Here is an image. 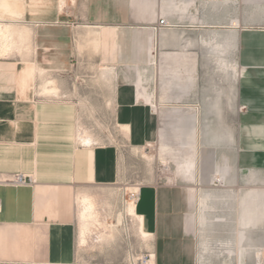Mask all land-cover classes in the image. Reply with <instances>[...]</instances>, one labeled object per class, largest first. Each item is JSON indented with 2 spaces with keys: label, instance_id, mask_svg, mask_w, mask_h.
I'll return each instance as SVG.
<instances>
[{
  "label": "crops",
  "instance_id": "crops-1",
  "mask_svg": "<svg viewBox=\"0 0 264 264\" xmlns=\"http://www.w3.org/2000/svg\"><path fill=\"white\" fill-rule=\"evenodd\" d=\"M51 1L0 57V180L33 181L0 184V264H124L85 260L75 204L122 142L176 166L134 203L149 264H264V0ZM93 113L115 143L82 141Z\"/></svg>",
  "mask_w": 264,
  "mask_h": 264
},
{
  "label": "rangeland",
  "instance_id": "rangeland-1",
  "mask_svg": "<svg viewBox=\"0 0 264 264\" xmlns=\"http://www.w3.org/2000/svg\"><path fill=\"white\" fill-rule=\"evenodd\" d=\"M25 1L29 0H0V26L9 24L8 26L16 33L11 37L14 41L13 52L8 55L1 54V44L5 41H0V57L23 54L31 50L32 34L26 29V24L21 22ZM51 5L58 7L59 1L52 0ZM21 32L28 35L19 36ZM106 75L107 72L103 71L102 76L105 78ZM85 85L82 81V88ZM92 115L93 119L87 120L84 127L80 128L90 136V140L82 141L91 143L90 145L115 143L114 139L119 134V130L112 118L108 116L105 120L104 115L99 113ZM119 146L121 147L119 177L116 184L108 187H87L77 192L75 199L77 215L79 208L81 211L79 203L82 196L79 195L89 193L88 196L95 201L101 212V221H104L111 231V236L86 248L82 256L87 261L97 263L141 264V259L146 257L145 251L149 248V241L133 213L131 195L138 193L140 186L153 182H166L176 166L167 159L164 161L159 158L160 152L156 147L137 151L127 147L124 142L119 143Z\"/></svg>",
  "mask_w": 264,
  "mask_h": 264
},
{
  "label": "bare ground",
  "instance_id": "bare-ground-1",
  "mask_svg": "<svg viewBox=\"0 0 264 264\" xmlns=\"http://www.w3.org/2000/svg\"><path fill=\"white\" fill-rule=\"evenodd\" d=\"M8 25L0 26V41H5V43L1 44L2 45L1 54L3 53L4 55H8L10 52H13V42L14 41H12L11 37L12 35L14 37V34H16L15 32L12 31L11 27ZM18 35L26 36L28 35V33L21 32ZM79 135H81V139L83 141L90 140V136L83 130H81V134L79 133ZM134 203L135 202L133 201V205ZM79 204L81 207V211H80L81 244L80 245H81V248H90L96 242L98 243L100 241L105 240L107 236H111V231L104 224L105 222L101 221V218H100L101 212L99 211V208L97 204L95 203V201L90 196H87V195L82 196L80 198ZM149 257H150L149 260H146L145 257H143V259H141V264H149V261L151 260V256L149 255Z\"/></svg>",
  "mask_w": 264,
  "mask_h": 264
},
{
  "label": "built area",
  "instance_id": "built-area-1",
  "mask_svg": "<svg viewBox=\"0 0 264 264\" xmlns=\"http://www.w3.org/2000/svg\"><path fill=\"white\" fill-rule=\"evenodd\" d=\"M164 26H167L166 20L162 19L160 21V23L158 24V26L156 27V31H159ZM0 184H12L14 186H27V185L33 184V181H32V179L26 178L24 175H16L13 177V179H11L9 181L8 180H4V181L0 180ZM131 197H132V200L134 202H137L139 200V192L135 193V194L132 193ZM131 197H130V199H131ZM145 259L149 260L150 257L146 256Z\"/></svg>",
  "mask_w": 264,
  "mask_h": 264
}]
</instances>
